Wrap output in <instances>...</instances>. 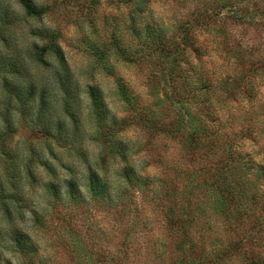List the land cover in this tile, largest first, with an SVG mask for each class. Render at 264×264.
<instances>
[{
  "label": "rangeland",
  "instance_id": "rangeland-1",
  "mask_svg": "<svg viewBox=\"0 0 264 264\" xmlns=\"http://www.w3.org/2000/svg\"><path fill=\"white\" fill-rule=\"evenodd\" d=\"M24 3L40 10V16H27ZM201 24L216 29L206 33L209 37L219 36L229 48L243 53L248 68L264 71V0H0V132L1 110H6V102H10L8 114L20 119L16 98L21 85L16 84L22 82L16 80L15 71L21 62L26 69L23 82L30 77L34 80L35 76L40 80L43 74L52 86L59 88V80L69 76L71 86L67 89L77 88L80 93L84 125L89 111L86 88L90 85L98 87L118 117L126 115L116 94V77L108 70L116 67L118 76L140 101L152 103L156 94L166 97L157 136L150 137L141 125H132L122 134L131 150H140L136 156L140 161L146 158L150 165L158 166L159 171H165L185 188L186 192L178 193L177 202L181 207L190 206L191 211L188 218L185 208L178 210L184 221L183 230L188 231L179 250L176 236L167 232L166 215L157 202H145L137 195L132 204L127 200L114 207L112 204L118 200L114 195V199L102 201L86 198L78 208L52 206L47 204L40 185L35 205L39 211L52 212L48 217L50 227L37 234L44 264H183L179 259H185L186 264H253L251 261L264 258V211L247 201L239 209L232 207L228 217L216 213L209 186L215 162L204 148L189 147L188 136L166 135L171 127L190 121L187 113L196 111L195 99L190 89L174 93L170 83L163 84L162 76L157 92L158 79L152 72L163 71L161 57L178 49L184 35L199 34L196 27ZM164 37L170 38L169 47L161 45ZM153 39H158L159 44ZM52 45L59 54L51 51ZM36 46L41 51L50 49L40 72L33 60ZM118 53L130 56L134 63H124ZM60 55L64 57L62 64ZM56 70L65 72L62 78L54 77ZM262 85L256 110L259 123L264 125V80ZM55 111L63 110L59 107ZM34 136L22 127L16 140L21 144L29 141L61 179H72L85 193L83 185L88 173L78 155ZM255 147L256 160L261 161L264 138ZM50 150L54 151V158ZM90 160L100 164L97 150ZM38 164L40 179L45 181L47 171ZM3 166L0 160V172ZM64 192L66 187L62 186L61 193ZM119 210L122 217L116 218Z\"/></svg>",
  "mask_w": 264,
  "mask_h": 264
},
{
  "label": "trees",
  "instance_id": "trees-1",
  "mask_svg": "<svg viewBox=\"0 0 264 264\" xmlns=\"http://www.w3.org/2000/svg\"><path fill=\"white\" fill-rule=\"evenodd\" d=\"M23 9L27 16L41 14L26 3ZM196 29L201 32L184 35L178 49L161 57L163 71L152 72L158 79L157 92L162 76L163 84L170 83L174 93L190 89L195 99L196 111L187 113L190 121L171 127L166 135L188 136L189 147L204 148L206 155L215 162L216 168L211 174L213 182L209 186L216 213L228 217L232 207L239 209L247 201L263 212L264 159L256 160L254 148L264 138V125L259 123L256 110L264 71L259 67L248 68L245 55L229 48L225 39L209 37L206 33L216 31L211 25L201 24ZM203 34L208 37L200 38ZM155 41L159 44L158 39H153ZM160 43L169 47L171 41L164 37ZM35 48L33 60L37 72L46 64L50 49L59 54L55 45L42 51L38 46ZM118 55L124 63H134L130 56ZM58 59L60 64L64 63V57L60 55ZM23 64L17 65L15 71L16 80L22 82L16 84L21 85L16 98L20 119L8 114L10 102H6V110H1L0 160L4 166L0 172V264H44L45 255L40 251L37 234L42 228L50 227L48 217L52 212L48 209L39 211L35 205L40 185L47 204L52 206L78 208L86 198L102 201L114 199V195L118 199L112 204L114 207L127 200L132 204L137 195L145 202H157L166 215L167 232L176 236L175 246L182 249L183 237L186 238L188 231L183 230L184 221L178 210L185 208L188 218L191 211H188L190 206L181 207L177 199L178 193L186 192L185 188L165 171H159L158 166L150 165L146 158L140 161L136 157L140 150H131L122 134L132 125H141L150 137L157 136L161 131L159 122L165 113L163 100L166 97L156 94L155 100L146 104L118 76L116 67L108 69L116 77V94L123 107L122 113L126 115L118 117L98 87L90 85L86 88L89 111L85 116V125L89 129L85 130L84 121H81L82 99L77 88L67 89L71 86L67 73L68 78L61 80L64 71L54 72V77L60 79L59 88L52 86L48 76L43 74L40 80L35 76L34 80L30 77L23 82L26 73ZM59 107H62V113L55 111ZM188 124L192 126L188 127ZM22 127L35 134L34 138L51 140L57 147L78 155L88 173L83 183L85 193L72 179H61L50 162L40 152L36 154L28 140L24 144L16 140ZM90 149L97 150L100 164L91 162L93 151L91 153ZM50 156L55 157L53 150H50ZM38 163L47 171L45 181L40 179ZM62 186L66 187L64 193H61ZM116 216L122 217L121 210ZM179 262L186 264L185 259H179ZM251 262L264 264V258Z\"/></svg>",
  "mask_w": 264,
  "mask_h": 264
}]
</instances>
